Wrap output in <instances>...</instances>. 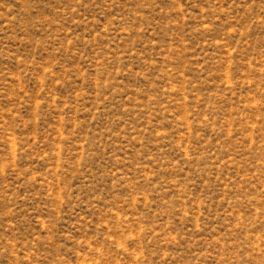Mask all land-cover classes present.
Wrapping results in <instances>:
<instances>
[{
	"label": "rangeland",
	"instance_id": "1",
	"mask_svg": "<svg viewBox=\"0 0 264 264\" xmlns=\"http://www.w3.org/2000/svg\"><path fill=\"white\" fill-rule=\"evenodd\" d=\"M0 264H264V0H0Z\"/></svg>",
	"mask_w": 264,
	"mask_h": 264
}]
</instances>
